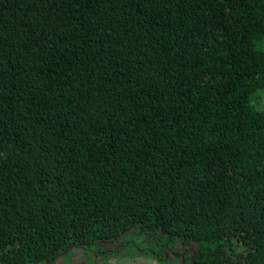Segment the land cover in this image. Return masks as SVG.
I'll return each instance as SVG.
<instances>
[{
  "label": "trees",
  "instance_id": "1",
  "mask_svg": "<svg viewBox=\"0 0 264 264\" xmlns=\"http://www.w3.org/2000/svg\"><path fill=\"white\" fill-rule=\"evenodd\" d=\"M263 93L264 0H0V264H264Z\"/></svg>",
  "mask_w": 264,
  "mask_h": 264
},
{
  "label": "rangeland",
  "instance_id": "2",
  "mask_svg": "<svg viewBox=\"0 0 264 264\" xmlns=\"http://www.w3.org/2000/svg\"><path fill=\"white\" fill-rule=\"evenodd\" d=\"M256 104L259 108H264V93L256 101ZM122 238L123 241L128 240V242L120 244L119 249L115 252L106 253L100 249H95L94 252L80 247L70 248L56 261V264H71L81 261L84 264H180L178 255L171 254L170 249L166 246L160 251L161 245L154 244L147 235L139 232L136 228L126 231ZM151 250L163 252L164 258L159 257L157 260L150 253ZM184 254L189 255L187 251H184Z\"/></svg>",
  "mask_w": 264,
  "mask_h": 264
},
{
  "label": "flooded vegetation",
  "instance_id": "3",
  "mask_svg": "<svg viewBox=\"0 0 264 264\" xmlns=\"http://www.w3.org/2000/svg\"><path fill=\"white\" fill-rule=\"evenodd\" d=\"M183 258V257H182Z\"/></svg>",
  "mask_w": 264,
  "mask_h": 264
}]
</instances>
